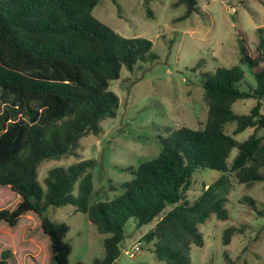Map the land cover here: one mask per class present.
Here are the masks:
<instances>
[{
	"label": "trees",
	"instance_id": "obj_1",
	"mask_svg": "<svg viewBox=\"0 0 264 264\" xmlns=\"http://www.w3.org/2000/svg\"><path fill=\"white\" fill-rule=\"evenodd\" d=\"M100 1L0 0V90L3 98L12 97L26 108L30 117L29 122L5 128L0 109V187L7 186L12 193V201L0 205V222L13 228L23 216L37 214L40 231L49 238V264H70L72 246L65 240L70 228L51 220L47 208L73 204L99 233L108 235L104 256L91 264H113L126 240L125 224L134 218L141 227L158 219L143 240L153 242V252L162 264H191L192 245H204L199 225L213 214L222 220L230 218L225 195L232 175L247 187L264 181V136L259 134L264 129V36L255 57L244 47L241 52V62L254 69L255 86L242 88L245 72L240 65L204 72L205 124L161 134L162 147L156 157L136 168H122L135 177L122 184L120 195L92 202L96 160L50 168L44 186L38 181L40 166L45 160L77 155L84 137L100 135L102 122L118 111L119 96L110 89L111 82L120 78L123 68L132 71L148 55L157 56L148 37L124 36L99 20L93 10ZM198 3L177 0L175 6H186L177 20L197 12ZM246 98L256 100L250 112H236L234 104ZM33 102L43 105V119ZM233 124L230 133L228 126ZM248 128L253 132L246 139L235 137ZM235 148L238 153L230 161ZM200 169L222 174L211 184L204 183L201 194L189 201L187 191ZM245 200L257 209L254 199L245 196ZM243 229L225 228L223 245H229ZM224 256L228 264H236L227 250ZM18 263L13 249L0 243V264Z\"/></svg>",
	"mask_w": 264,
	"mask_h": 264
},
{
	"label": "rangeland",
	"instance_id": "obj_2",
	"mask_svg": "<svg viewBox=\"0 0 264 264\" xmlns=\"http://www.w3.org/2000/svg\"><path fill=\"white\" fill-rule=\"evenodd\" d=\"M176 1L101 0L96 5L93 14L99 20L124 36L148 37L154 42L153 52L157 56L148 55L132 71L122 69L120 78L110 85L119 96L117 115L102 122L100 135L84 137L77 155L43 161L38 173L41 185H45L50 168L94 159L97 161L93 170L96 195L92 202L112 199L124 191L123 183L135 177L122 168H136L141 162L156 157L162 147L161 134L167 136L173 128L197 129L205 124L208 106L201 84L204 72H212L219 66L240 65L245 72L242 88L247 90L256 85L254 69L249 63L241 62V52L244 47L251 56L257 54L264 36L260 32V29L264 31V0H199V10L185 20H177L186 6H175ZM255 103L254 98H246L238 100L233 107L238 113H249ZM32 105L40 110L43 119V105L40 102ZM0 109L5 128L30 121L26 108L15 104L12 97L3 98L1 90ZM234 129V124L228 126L230 133ZM252 132L253 128H248L235 137L242 141ZM259 134L264 136V129ZM237 153L235 148L230 161ZM221 174L215 169L198 170L187 191V199L195 200L203 184H211ZM225 196L230 218L222 220L213 214L199 225L204 245H192L191 264H228L225 250L236 264H264V181L247 187L232 175ZM245 196L255 200L257 209L246 202ZM11 198L8 187H0V205L12 201ZM47 214L51 220L65 222L70 228L65 238L72 246L70 264L77 261L91 264L104 256V240L108 235L99 233L75 205L50 206ZM157 220L137 227L136 220L131 218L125 224L126 240L121 245V255L113 264H162L153 252V242L143 240ZM39 225L40 219L35 213L23 216L13 228L5 221L0 222V243L13 249L19 257L18 264H49V238L41 233ZM230 225L243 227L244 232L234 235L231 243L224 246L223 232Z\"/></svg>",
	"mask_w": 264,
	"mask_h": 264
},
{
	"label": "built area",
	"instance_id": "obj_3",
	"mask_svg": "<svg viewBox=\"0 0 264 264\" xmlns=\"http://www.w3.org/2000/svg\"><path fill=\"white\" fill-rule=\"evenodd\" d=\"M261 108H262V110H264V98L261 99ZM262 112H263V111H262Z\"/></svg>",
	"mask_w": 264,
	"mask_h": 264
}]
</instances>
